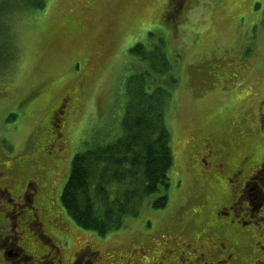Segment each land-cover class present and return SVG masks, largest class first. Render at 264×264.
Returning a JSON list of instances; mask_svg holds the SVG:
<instances>
[{
    "label": "rangeland",
    "instance_id": "1",
    "mask_svg": "<svg viewBox=\"0 0 264 264\" xmlns=\"http://www.w3.org/2000/svg\"><path fill=\"white\" fill-rule=\"evenodd\" d=\"M137 42L159 44L172 61L176 83L166 119L176 176L169 171L165 207H150L149 195L137 215L99 234L74 222L60 193L73 155L121 132L125 80L145 65L129 52ZM61 96L68 100L53 167L43 151L49 113ZM258 116L264 124V0H47L42 8H0V169L16 178L14 191L24 177L44 186L65 222L53 226L44 211L41 219L64 257L86 244L113 264L126 246L142 242L134 233L147 231L159 242L182 229L211 231L215 207L230 192H218L220 184L200 173L197 146L209 137L226 151V170L243 157L249 167L264 146ZM19 243L27 256L7 264H36L45 242Z\"/></svg>",
    "mask_w": 264,
    "mask_h": 264
},
{
    "label": "flooded vegetation",
    "instance_id": "2",
    "mask_svg": "<svg viewBox=\"0 0 264 264\" xmlns=\"http://www.w3.org/2000/svg\"><path fill=\"white\" fill-rule=\"evenodd\" d=\"M32 95L19 105H26ZM67 100L61 96L48 117L49 144L43 156L53 167L62 150L59 127ZM198 152L195 160L200 173L220 184L218 192H230L227 200L215 207L216 226L211 231L182 229V234H161L159 242L147 231L134 233L142 242L137 244L134 240L126 246L125 253L113 264H264V146L258 161L248 167L243 157L230 171L225 168L226 151L209 137L197 146ZM15 183L16 178L0 169V264L27 256L19 243L26 237L31 242H45V247L40 245L44 251L41 258L37 260L34 256L36 264H43L44 260L47 264H104L100 251L86 244L72 248L71 256L64 257V247L51 241L41 218L43 211L46 212L51 224L59 228L64 225L65 217L54 214L49 196L37 180L22 178L19 182L22 188L18 191L12 189Z\"/></svg>",
    "mask_w": 264,
    "mask_h": 264
},
{
    "label": "trees",
    "instance_id": "3",
    "mask_svg": "<svg viewBox=\"0 0 264 264\" xmlns=\"http://www.w3.org/2000/svg\"><path fill=\"white\" fill-rule=\"evenodd\" d=\"M4 3L36 9L47 0H0V8ZM129 52L145 65L125 80L121 132L77 151L60 193L74 222L99 234L118 229L126 216L137 215L149 195L150 207H165L169 171L176 176L166 119L176 83L172 61L159 44L145 48L137 42Z\"/></svg>",
    "mask_w": 264,
    "mask_h": 264
},
{
    "label": "bare ground",
    "instance_id": "4",
    "mask_svg": "<svg viewBox=\"0 0 264 264\" xmlns=\"http://www.w3.org/2000/svg\"><path fill=\"white\" fill-rule=\"evenodd\" d=\"M164 211V210H163Z\"/></svg>",
    "mask_w": 264,
    "mask_h": 264
}]
</instances>
